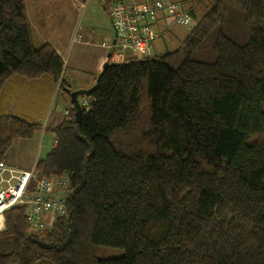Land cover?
<instances>
[{"label":"trees","instance_id":"trees-1","mask_svg":"<svg viewBox=\"0 0 264 264\" xmlns=\"http://www.w3.org/2000/svg\"><path fill=\"white\" fill-rule=\"evenodd\" d=\"M188 2L180 48L108 61L79 124L71 106L44 128L0 115V162L43 130L53 147L35 180L67 181L50 229L32 230L26 206L4 213L0 264H264V0ZM63 70L50 45L35 47L24 0H0V93L46 79L69 101ZM145 87L155 153L129 155L111 137L137 122Z\"/></svg>","mask_w":264,"mask_h":264},{"label":"rangeland","instance_id":"rangeland-1","mask_svg":"<svg viewBox=\"0 0 264 264\" xmlns=\"http://www.w3.org/2000/svg\"><path fill=\"white\" fill-rule=\"evenodd\" d=\"M136 1L138 3H142L145 0ZM161 1L164 2L165 0ZM24 2L26 5V12L29 22L31 23V25H33L32 23L35 24L32 26L33 29L38 30V28L42 26V31L37 32L38 37L42 39H48L47 41H49L51 45H59V49L63 48L62 50L57 51L59 54H61L62 57H64L65 69L67 71H71V73H76V75H79L76 72V68H73L72 65H74L75 63L81 65L83 72H85L84 77L87 75L91 79L92 83H94L95 88L97 85V80L103 71L104 64L106 62L108 63V61L114 64L113 62L117 59V56L115 55H110V57L107 59V53H109L110 51L106 48L101 47L103 43L112 40V37H114L112 35V30L109 27V4H106L105 9H102V5L91 2L88 3L83 9L82 7H80L78 2L76 3L75 1H73L76 4L75 6L70 0H24ZM177 3L181 5L183 11L186 12L189 9L188 4H186L185 2L179 1ZM235 18V21L237 22L235 23L238 24L239 22L241 23L243 16L241 14H237ZM39 19H43V22L37 24V21ZM75 24L76 26L78 24L81 25L85 32H87V29L89 32L93 33V38L89 40L90 42H85V46L87 45V47L81 46L83 42L78 29L75 30L71 37V46L70 44H67V41L70 37V31ZM175 25L177 26L173 27L172 32L176 30L185 32V30L189 31L191 29V27L180 26L178 24ZM84 27L86 29H84ZM87 34L85 35L87 36ZM171 35L172 34L170 33L162 39L158 40L156 42V46H158L161 50L166 49L169 52H173L178 49L181 44H177L176 42L172 41L170 39ZM33 37L35 41H39V38L35 33ZM36 45H38V42H36ZM128 51L126 54H128ZM103 56L105 58L104 63H102L99 68H96V63ZM145 84L146 82L143 83L144 86ZM144 90L145 91L141 93L142 103L139 107L137 122L132 123L128 130L119 132L117 134L115 133L111 137V143L115 146V148L129 155H152L155 153L154 148L145 143L144 135L148 126L150 125V115L149 110H147L148 105L147 103H145L146 87ZM61 91L62 90L59 89L57 85L55 87V93L59 95ZM85 111H88V109L86 108ZM15 144L11 147L13 157L16 159L15 161H17V163L28 164L34 155V144L27 141H18ZM20 144L25 145L21 147ZM4 163L6 164V161ZM7 166L11 167L9 165ZM34 167L35 165L28 170L18 171H30L34 173ZM15 182L16 180L11 179L8 180L5 184L1 185L6 187L13 186ZM123 255L124 251L121 249L102 247H96L95 249V256L98 259H115L120 258Z\"/></svg>","mask_w":264,"mask_h":264},{"label":"built area","instance_id":"built-area-1","mask_svg":"<svg viewBox=\"0 0 264 264\" xmlns=\"http://www.w3.org/2000/svg\"><path fill=\"white\" fill-rule=\"evenodd\" d=\"M77 2L83 9L91 2L104 7L109 4L108 18L114 37L101 47L109 50L110 55L117 56L114 64H122L126 60L128 50L138 53L140 56L138 60L148 59L145 56L158 38L153 27L159 14L167 15L174 24L192 27L189 10L183 11L178 3L161 0H148L142 3L135 0H77ZM78 102L81 108H89L84 97L79 98ZM67 114L68 111L65 110L64 115ZM11 179L16 180L13 186L1 185ZM33 180L34 187L30 189ZM66 190L67 181L64 176L53 181L35 180L32 172L14 170L0 162V218L12 208L26 206L25 218L29 227L35 231L49 229L57 218L65 214Z\"/></svg>","mask_w":264,"mask_h":264},{"label":"crops","instance_id":"crops-1","mask_svg":"<svg viewBox=\"0 0 264 264\" xmlns=\"http://www.w3.org/2000/svg\"><path fill=\"white\" fill-rule=\"evenodd\" d=\"M70 1L76 6V4L73 1L77 3V0H73V1L70 0ZM179 1L185 2L186 4H188L189 7L191 5V3L188 2V0H165L164 2L177 3ZM102 9H105L103 5H102ZM25 12H26V5H25ZM26 16H27V12H26ZM42 22L43 19H39L37 21V24L38 23L40 24ZM29 24L31 26L32 39L35 47H39L44 44L50 45L65 64L64 57H62L61 54H59L57 51V50H62L63 48L59 49L60 48L59 45H51L50 42L47 41L48 39L46 38L42 39L38 37L37 32L42 31L41 29L42 26H40L38 30H35L32 27L35 24L32 23L33 25H31L30 22ZM174 26L177 25L173 24L172 19L167 15L159 14L157 16V21L153 29L154 32L158 35V38L153 42L150 51L145 56L146 58L150 59L154 57H162L166 54L171 53L166 49L161 50L159 49L158 46H156V42L158 40L162 39L163 37L167 36L170 33L172 34L170 36V39L176 42L177 44L182 45L183 41L185 40L188 34V30H185V32L181 30L179 31L176 30L172 32ZM76 29H78V32L82 37L83 43L81 44V46L87 47V45L85 46V42L93 38V33L89 32L84 27V29H86L87 31L85 32L83 30V27H81V25L79 24L77 26L75 24L72 27L67 44L68 45L70 44L71 46V37ZM34 33L39 38V41H35L33 37ZM85 34H87V36ZM112 35L114 36L113 31H112ZM36 42H38V45H36ZM107 54H108L107 55V59H108L110 57V54L109 53ZM127 55H126V60L132 58L138 59L140 57L139 54L134 51H128ZM104 61L105 58L103 56L96 63L97 66L96 68H99L100 65L104 63ZM105 64H107V62ZM72 66L73 68H76V72L79 75H76V73H71V71H67L65 69V66L62 73V81L67 85L68 89L70 91H78V90H89L93 88L94 83H92L91 79L87 75L84 77L85 72H83L82 66L77 63H75ZM68 107H70L69 101L63 96L57 95V93H55V87H53L52 83L49 80L47 81L46 79L29 82L15 78L9 80L5 84L2 92L0 93V115L3 114L6 116H16L25 121L35 122L36 124H40L42 125V128L46 127V125L51 126L53 123H55L56 116L58 114H61V112ZM27 142H32L34 144V155L31 161L28 164L17 163V161H15L16 159L13 157L12 148H11L8 154V158L6 160L7 165L17 170H28L32 168L38 161L43 160L50 153L53 147V135L48 134L42 130L39 133H37L31 140H27ZM20 145L21 147H23V145L25 144H20ZM3 229H4V219L0 218V232L3 231Z\"/></svg>","mask_w":264,"mask_h":264},{"label":"water","instance_id":"water-1","mask_svg":"<svg viewBox=\"0 0 264 264\" xmlns=\"http://www.w3.org/2000/svg\"><path fill=\"white\" fill-rule=\"evenodd\" d=\"M114 43V42H113ZM108 66V64H104L103 71ZM101 75L99 76L97 82L99 81ZM94 87L89 90H78V91H70L68 88H64L63 92L69 97V104L74 111V121L76 124L80 123L82 116V109L79 105L78 99L80 97H90L91 93L94 91Z\"/></svg>","mask_w":264,"mask_h":264}]
</instances>
